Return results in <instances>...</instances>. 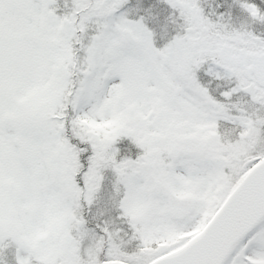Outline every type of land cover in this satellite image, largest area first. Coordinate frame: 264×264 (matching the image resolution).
<instances>
[{"label": "snow or ice", "instance_id": "snow-or-ice-1", "mask_svg": "<svg viewBox=\"0 0 264 264\" xmlns=\"http://www.w3.org/2000/svg\"><path fill=\"white\" fill-rule=\"evenodd\" d=\"M0 264H264V0H0Z\"/></svg>", "mask_w": 264, "mask_h": 264}]
</instances>
